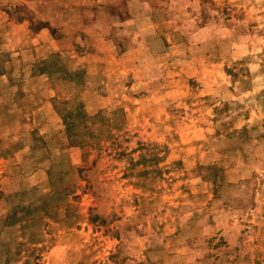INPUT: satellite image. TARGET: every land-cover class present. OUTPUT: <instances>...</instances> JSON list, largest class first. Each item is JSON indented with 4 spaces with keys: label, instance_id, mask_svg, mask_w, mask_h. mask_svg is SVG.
Here are the masks:
<instances>
[{
    "label": "rangeland",
    "instance_id": "1",
    "mask_svg": "<svg viewBox=\"0 0 264 264\" xmlns=\"http://www.w3.org/2000/svg\"><path fill=\"white\" fill-rule=\"evenodd\" d=\"M0 264H264V0H0Z\"/></svg>",
    "mask_w": 264,
    "mask_h": 264
}]
</instances>
